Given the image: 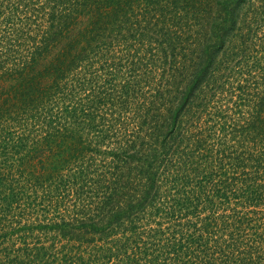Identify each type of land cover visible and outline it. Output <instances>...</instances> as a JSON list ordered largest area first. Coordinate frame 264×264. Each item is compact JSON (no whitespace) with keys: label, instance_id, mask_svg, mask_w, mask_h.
Returning <instances> with one entry per match:
<instances>
[{"label":"trees","instance_id":"1","mask_svg":"<svg viewBox=\"0 0 264 264\" xmlns=\"http://www.w3.org/2000/svg\"><path fill=\"white\" fill-rule=\"evenodd\" d=\"M0 264H264V0H0Z\"/></svg>","mask_w":264,"mask_h":264}]
</instances>
